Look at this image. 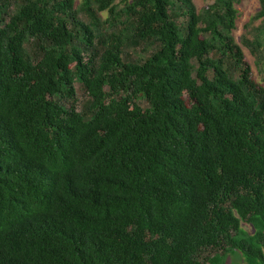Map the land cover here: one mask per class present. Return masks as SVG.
<instances>
[{"label":"trees","instance_id":"1","mask_svg":"<svg viewBox=\"0 0 264 264\" xmlns=\"http://www.w3.org/2000/svg\"><path fill=\"white\" fill-rule=\"evenodd\" d=\"M238 2L0 0V264H264ZM252 19L264 61V0Z\"/></svg>","mask_w":264,"mask_h":264},{"label":"rangeland","instance_id":"2","mask_svg":"<svg viewBox=\"0 0 264 264\" xmlns=\"http://www.w3.org/2000/svg\"><path fill=\"white\" fill-rule=\"evenodd\" d=\"M80 1L81 0H76V4L78 5ZM118 1L119 0H117V2ZM193 2L197 10H201L208 5L211 0H193ZM235 7L238 10V16L236 19V27L232 31V35L235 41L241 46L244 58L250 66V77L256 83L264 87V61L258 60L253 54H251L242 41L244 36L251 37L252 28L260 23V19H252L259 10V0H239ZM99 15L102 19H105L107 17V12H100ZM75 89L76 94L73 104L77 110H81L82 105L87 99V94L78 82L75 83ZM72 101L73 100L68 99L66 102L67 104H70ZM139 102L143 107L146 106L145 100L140 99ZM241 227L249 233H253L254 231L253 226L245 221H241ZM221 255L223 259L222 264H246L242 253L234 248L230 249L228 252H222Z\"/></svg>","mask_w":264,"mask_h":264}]
</instances>
